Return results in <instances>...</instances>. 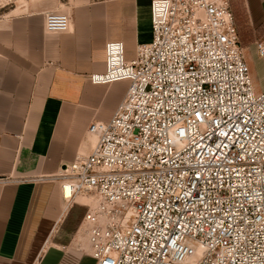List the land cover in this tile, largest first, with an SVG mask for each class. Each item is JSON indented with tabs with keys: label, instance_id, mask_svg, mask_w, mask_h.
<instances>
[{
	"label": "built area",
	"instance_id": "obj_1",
	"mask_svg": "<svg viewBox=\"0 0 264 264\" xmlns=\"http://www.w3.org/2000/svg\"><path fill=\"white\" fill-rule=\"evenodd\" d=\"M151 27L133 61L105 45L91 81L129 86L90 125L91 153L50 177L64 211L95 201L82 219L95 264H264V92L231 0H152ZM70 29L45 16L47 33Z\"/></svg>",
	"mask_w": 264,
	"mask_h": 264
},
{
	"label": "crops",
	"instance_id": "obj_2",
	"mask_svg": "<svg viewBox=\"0 0 264 264\" xmlns=\"http://www.w3.org/2000/svg\"><path fill=\"white\" fill-rule=\"evenodd\" d=\"M151 3L0 0V264H95L89 246L63 240L70 210L50 177L88 156L90 125L114 116L129 83L93 84L91 76L106 72L107 43L122 42L125 60L133 61L137 46L152 40ZM231 6L262 91L264 0ZM51 12L70 15L69 32L45 31Z\"/></svg>",
	"mask_w": 264,
	"mask_h": 264
},
{
	"label": "rangeland",
	"instance_id": "obj_3",
	"mask_svg": "<svg viewBox=\"0 0 264 264\" xmlns=\"http://www.w3.org/2000/svg\"><path fill=\"white\" fill-rule=\"evenodd\" d=\"M260 84L261 89L264 92V78L261 79ZM94 206L95 201L89 197H79L68 206L67 210L70 211L66 216V229L63 236V240L66 241V243H70L73 241V246H79L83 249L89 246L87 229L85 226H82V218L85 213L89 209H93ZM86 264H93V262L89 260Z\"/></svg>",
	"mask_w": 264,
	"mask_h": 264
},
{
	"label": "trees",
	"instance_id": "obj_4",
	"mask_svg": "<svg viewBox=\"0 0 264 264\" xmlns=\"http://www.w3.org/2000/svg\"><path fill=\"white\" fill-rule=\"evenodd\" d=\"M238 31H239V29H238ZM239 34H240V32H239Z\"/></svg>",
	"mask_w": 264,
	"mask_h": 264
}]
</instances>
